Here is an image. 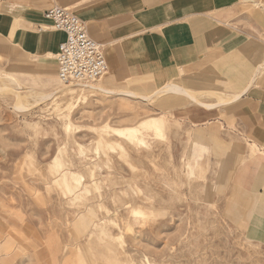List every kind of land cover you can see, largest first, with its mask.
Here are the masks:
<instances>
[{"label": "rangeland", "instance_id": "obj_1", "mask_svg": "<svg viewBox=\"0 0 264 264\" xmlns=\"http://www.w3.org/2000/svg\"><path fill=\"white\" fill-rule=\"evenodd\" d=\"M207 4L209 50L134 95L106 92L101 41L108 69L86 84L59 82L54 54H0V264H264V116L237 109L264 85V25L224 52L214 18L240 41L264 0Z\"/></svg>", "mask_w": 264, "mask_h": 264}, {"label": "crops", "instance_id": "obj_2", "mask_svg": "<svg viewBox=\"0 0 264 264\" xmlns=\"http://www.w3.org/2000/svg\"><path fill=\"white\" fill-rule=\"evenodd\" d=\"M86 1L84 4H88L87 7L78 6L83 7L78 15L85 21L88 34L108 47V74L101 80L110 91L118 89L133 93L132 89L139 88V82L145 79L150 81V87L157 86L161 77L174 75L181 67L193 64L211 46L208 33L203 34L208 29L210 18H213L208 16L207 0H169L157 6L138 8L131 13L127 0ZM215 1L218 6L224 2ZM232 1L234 0H227ZM57 3L60 2L0 0V54L19 53L31 58L40 53L53 55L64 34L49 27V22L43 18V11ZM253 17L255 18L249 23V31L252 27L261 29L264 25V20ZM214 18L218 22L217 38L222 40L221 51L225 52L226 47L239 51L249 48L247 39L251 38V31L249 33L238 28L236 35L238 39L241 38L240 41L230 43L225 41L223 35L222 38L218 36L225 26L222 12ZM33 22L36 24L37 33L30 29ZM153 22H156L155 26L160 30L150 34L149 29ZM45 29L50 34L43 33L47 32ZM197 30L202 32L200 37L194 35ZM262 64L258 66L259 69L263 67ZM256 82L254 79L252 86L238 97L246 98L249 102L246 107L237 108L241 116H264V85L258 86ZM255 127L257 123L253 128ZM258 216L260 218L256 225L264 227V216Z\"/></svg>", "mask_w": 264, "mask_h": 264}, {"label": "built area", "instance_id": "obj_3", "mask_svg": "<svg viewBox=\"0 0 264 264\" xmlns=\"http://www.w3.org/2000/svg\"><path fill=\"white\" fill-rule=\"evenodd\" d=\"M49 27L64 34L55 52L57 77L63 84L89 83L108 69L103 44L92 38L85 21L61 5L43 11Z\"/></svg>", "mask_w": 264, "mask_h": 264}, {"label": "bare ground", "instance_id": "obj_4", "mask_svg": "<svg viewBox=\"0 0 264 264\" xmlns=\"http://www.w3.org/2000/svg\"><path fill=\"white\" fill-rule=\"evenodd\" d=\"M58 5V4H57ZM54 54V56H55V53H53ZM57 79H58V77H57ZM59 80V79H58ZM59 82H62V81H60L59 80ZM83 84H86V83H83ZM89 86H91V85H87V87H89ZM180 92H184V93H186L184 90L183 91H181V90H179ZM178 91V92H179ZM107 93H111V91H106ZM126 94L127 95H134V93H132V92H126ZM43 97H45V96H43ZM235 97V96H234ZM237 97V96H236ZM235 97V98H236ZM144 99H149L148 98V96H145V97H143ZM207 105H209V104H207ZM212 106V105H211ZM156 120L154 121V120H152V121H150V122H148L147 124H146V130H148V131H155V129H156Z\"/></svg>", "mask_w": 264, "mask_h": 264}]
</instances>
